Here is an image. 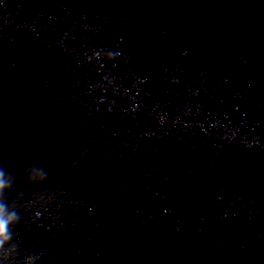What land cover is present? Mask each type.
Instances as JSON below:
<instances>
[{"label": "water", "instance_id": "obj_1", "mask_svg": "<svg viewBox=\"0 0 264 264\" xmlns=\"http://www.w3.org/2000/svg\"><path fill=\"white\" fill-rule=\"evenodd\" d=\"M0 264H264V0H0Z\"/></svg>", "mask_w": 264, "mask_h": 264}, {"label": "clouds", "instance_id": "obj_2", "mask_svg": "<svg viewBox=\"0 0 264 264\" xmlns=\"http://www.w3.org/2000/svg\"><path fill=\"white\" fill-rule=\"evenodd\" d=\"M3 188H4V185L3 184H0V191H2ZM0 211H2V210H0ZM12 219H14V218L13 217H10L8 220H5L2 217H0V229H2L3 231L6 232L7 226L12 221Z\"/></svg>", "mask_w": 264, "mask_h": 264}]
</instances>
